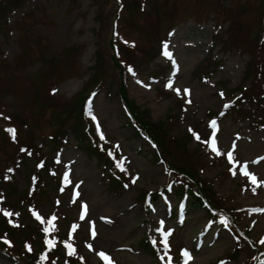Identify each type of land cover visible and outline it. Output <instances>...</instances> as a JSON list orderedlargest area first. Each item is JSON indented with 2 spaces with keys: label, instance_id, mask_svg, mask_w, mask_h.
<instances>
[{
  "label": "rangeland",
  "instance_id": "obj_1",
  "mask_svg": "<svg viewBox=\"0 0 264 264\" xmlns=\"http://www.w3.org/2000/svg\"><path fill=\"white\" fill-rule=\"evenodd\" d=\"M123 1L126 4L124 29L140 47L131 53L126 51L132 60L129 63L136 67L129 73L125 85L129 101L139 112H148L150 117H144L149 123L167 124L169 134L179 142L177 154L181 163L193 169L197 163V179L205 186H208L206 183L213 185L216 198H220L224 207L237 210L236 224L248 239L240 240V250L233 258L230 254L236 244L223 221L209 222L206 212L188 210L189 213L183 212L181 223H177L170 214L176 206L173 196L149 203L147 212L143 208L144 193L162 186L166 172L163 165L156 162L150 145L132 139V130L126 128V117L116 94L117 73L111 67L112 52L108 46L115 18V0H99V5L96 0H9L3 12L19 8L7 19L12 22L28 12L23 20L26 31L31 23V36L24 43L17 28L16 34L12 33L4 41L0 15V52L8 60L20 52L24 58L44 57L25 69L26 75L42 81L43 85L38 93L40 97L5 98V101L11 114L15 113L18 102L27 110L28 105L35 109L38 105L42 107L37 112L42 117L29 111L22 114L21 124L25 126L26 118L29 119L30 130L18 126L20 140L32 139L30 147L41 148L47 162L52 158L51 165L54 166L53 156L56 159L54 180L44 173L38 187L43 188L44 182L46 190L35 192L30 201L26 195L35 184L34 158H21L20 168L16 173L11 172L9 186L0 181V199L5 201L13 194V209L8 212L15 213L13 222L25 227L20 234L14 230V239L22 240L23 233L31 231L35 236L30 238L34 250L40 242L35 225L39 219L49 218L56 224L53 235H69L78 251V258L72 263L61 257L60 264H108L100 253L106 254L111 264H162L150 249L141 247L146 233L152 229L153 244L169 264H248L254 247L264 251V243H261L264 239V211H261L264 210V159H261L264 158V130L260 124H254L253 117L241 119L225 114L215 120V129L207 130L206 125L212 122L209 113L220 112L232 96L243 92V87L252 96L261 97V81L248 77L240 82V78L245 64H251L254 45L259 47L257 30L260 15L264 14V0H147L149 11L145 14L138 9V4L144 0ZM238 6L243 7L239 9ZM39 23L48 26L45 33L39 30ZM167 27L170 31L164 33ZM218 27V39L230 42L231 34L237 46L243 48L241 53L239 48L222 52L218 44L211 49ZM163 35L164 49L158 57L152 48ZM165 51L173 53L170 62H164ZM208 55L218 60L219 67L211 75L209 84L194 82L193 70ZM99 57L107 66L100 78L106 84L98 86L101 88L90 99L86 114L95 134L115 144L132 178L127 190L114 187L120 193L109 191L108 172L98 164L96 157L86 154L81 146L80 150L74 147L76 141L71 134L61 139H67L70 145L63 147L60 141L58 146L63 148L59 150L46 140L47 135L62 129L58 119L64 111L76 104L79 95L82 97L95 86L91 80L95 60ZM48 63H52V69L47 72L44 65ZM166 63L170 71L155 78L160 71L157 66ZM68 65H73L74 72L66 69ZM212 65L208 70L215 69ZM64 71L68 74L60 77ZM170 82L172 87H167ZM48 83H58L54 99L65 102L62 107L45 100L44 87ZM257 87L260 89L255 90ZM185 89L189 90L187 95ZM4 93L0 87V95ZM71 124L69 121L66 128ZM192 128L198 136L207 133L203 147L199 146L198 139L188 140L187 132ZM213 137L216 151L212 150ZM168 143L173 144L172 140ZM228 152H232L231 160ZM13 156V147H4L0 140V177L5 168L7 172L15 168L14 161H8ZM169 161L176 164L175 159ZM226 168H229L227 172ZM168 232L171 235L166 237L165 247L164 234ZM0 264L19 263L12 256L0 255Z\"/></svg>",
  "mask_w": 264,
  "mask_h": 264
},
{
  "label": "trees",
  "instance_id": "obj_2",
  "mask_svg": "<svg viewBox=\"0 0 264 264\" xmlns=\"http://www.w3.org/2000/svg\"><path fill=\"white\" fill-rule=\"evenodd\" d=\"M98 3V1L96 0ZM9 0H0V15H4L8 10L5 12L4 9L7 5H9ZM99 4V3H98ZM232 21V20H230ZM4 29H9L10 27L6 25L5 23L2 24ZM21 25L24 26L23 21H20V23H16V28L21 30ZM30 34L28 32H22L21 33V41H24V43L27 41L29 38ZM230 37V42H226L225 40L222 41V47L223 50L225 51H230L232 49L239 48L240 51H243V48L241 46H237L235 43L234 38H232V35H229ZM112 40V39H111ZM160 41V38L156 40V43L153 46V53L154 55L157 53V48H158V43ZM257 43V40H256ZM120 42L119 39H116V42H111L110 41V49L112 52L110 64L111 67L114 68V70L117 72L119 76L118 80V86H117V96L121 102V104L126 108L128 111L129 116L131 117L132 123L134 124V132L132 131V139L135 140H140V138L145 137L148 139L152 144L155 145V147L158 150V157L163 160V161H168L171 158L175 159V163L178 166H181L183 169L179 168L178 171L180 172H185L184 174L190 175L194 180L196 176L195 171L193 170V167H188L186 164L181 163V158L177 154V147L179 142L176 140L177 138L175 136H172L169 134L170 129L167 126V124L164 123H159L158 124H153L152 122L149 123L147 120L148 116L146 112H139L138 108L134 106V104H131L129 101L125 87H124V81H125V69H124V64L131 62V57L127 52H131L130 49H127ZM258 44V43H257ZM239 45V43H238ZM23 52H20L18 55H16V59L14 61L13 65H9L5 61H0V72L3 74L0 75V87L5 90V93L11 94L15 97V99H19L21 97H26L31 99L40 97V94H38L41 90L42 87V81H37L35 78H30V77H23L21 74V69L24 65L25 62H29L30 58H24L21 56ZM60 53V52H59ZM252 60L251 64L248 65L246 64L242 77L246 79L247 77H251L254 79H257L261 81L264 84V49H262L261 46L256 47L254 45V48L252 50ZM99 56V54H98ZM207 66L210 65V63ZM215 64L212 65L214 67ZM105 70H107L106 64L98 58L95 60V66L94 70L92 73V80L91 84H95V86L91 89H89L88 93L83 95H79L76 98V104L72 106L70 109H67L64 111V115L61 116L58 119V126L61 127L62 129L56 130L54 133L50 135V146L52 148L56 147L58 143L61 141V139L66 136L71 134L73 136V139L77 142V145L79 147L81 146V150L85 151L86 154H89L90 156L96 157L98 164L99 165H105L106 162L105 160L109 159V147L105 145H100L95 138H93L89 127L87 126L86 118L82 114V108H84L85 103L92 92V90L95 87H98L101 84H104L103 80L101 81L100 78L102 75H104ZM199 71V70H198ZM211 75V70L210 73ZM205 75L208 77V75ZM204 76V75H203ZM198 81H201V79L198 77ZM44 92H45V100L48 103H55L56 106L62 107L65 102L59 103L55 101L53 95H52V90H50L49 87L45 85L44 87ZM116 96V95H115ZM246 92H243L242 97L245 98ZM264 98V95H263ZM244 100V99H243ZM248 108H246L248 111L254 112V108H257L260 111H264V104L263 101L257 98L252 97V99H248ZM253 101V102H252ZM38 102V101H36ZM21 102L17 103L16 106V111L14 114L4 112L2 111L0 113V140L4 143V147H7L8 145H12L13 150L15 153H21L24 152L25 150L28 151L30 146L32 145L33 140L28 138L24 142L20 140V130L18 128L21 127L23 129H28L30 130V122L29 119L26 118V125L22 126L21 122V116L22 114L26 115L27 112H32L35 114H38L37 112L41 110V106H36L37 109L31 108L28 105V110L24 109L22 106ZM235 103L230 105V108L234 107ZM237 110H241V107L236 106L235 108L232 109V111L236 112ZM0 111H1V106H0ZM39 116L42 117L41 114H38ZM144 115H146L145 118ZM7 118V119H6ZM69 121H72L73 124H71L69 127L66 128V125ZM126 120L125 124H127L126 128H129V122ZM88 127V128H87ZM6 129H15L16 130V135L15 139L12 138L9 132L6 131ZM165 130V131H164ZM188 140L192 139V134H188ZM164 137H166L164 141ZM172 140L173 144L169 145V141ZM92 145V147L90 146ZM38 154V152H35ZM176 155L175 158L173 156ZM185 156H189V154H185ZM184 157V156H183ZM111 159V158H110ZM156 159V156H155ZM189 169H192L191 172ZM186 170V171H185ZM119 183L116 181H112L109 185L110 189H115L114 187L117 186ZM188 186L192 188L189 183ZM200 189H203V192L201 191V195L207 198L204 194H211L209 191H211L209 188H207L204 184H201L199 181H197L196 187H199ZM209 189V191L207 190ZM192 190H194L192 188ZM180 191V190H179ZM183 193V190H181L178 195L181 196ZM189 200H190V207L192 210H200L202 205L201 201L199 198L195 197L191 193L189 194ZM208 204H209V209L208 213L213 216L212 211H221L217 207H221L218 202H213L209 197H208ZM225 211V210H223ZM231 223V220H230ZM4 232H8L10 236V241L5 240L3 235ZM15 232L11 230L4 221H0V249H5L6 251H10L14 253L16 251V254L22 259V261L25 264H32V263H39L42 261L43 255L41 254V249L42 245H39L35 248L34 253L30 255L28 252H26L23 248V245L19 243L17 246L16 243H18L15 239ZM28 236L31 237L30 234ZM144 248H146V245L143 244Z\"/></svg>",
  "mask_w": 264,
  "mask_h": 264
},
{
  "label": "snow or ice",
  "instance_id": "obj_3",
  "mask_svg": "<svg viewBox=\"0 0 264 264\" xmlns=\"http://www.w3.org/2000/svg\"><path fill=\"white\" fill-rule=\"evenodd\" d=\"M166 48H167V45H165V49H166ZM164 54H165V55H169V53H167V51H165ZM167 87H172L171 82L167 85ZM176 91H177V94L179 95V94H180V90L177 89ZM188 91H189V90L185 89V90H184V94L187 95V94H188ZM221 96H223V93H221ZM227 107H229V105L226 104V105H225V108H227ZM221 114L223 115V113H221ZM6 119H7V118H6ZM211 126L215 129L216 122H215V121H212V122H211ZM6 131L10 133V135L12 136L13 139H15V135H16V130H15V129H6ZM102 138H103V137H102ZM196 138L199 139L198 136H197ZM212 150H213V151H216V147H215V139H214V137H213V141H212ZM227 155H228L229 159L231 160V159H232V152H228ZM261 159H264V158H261ZM120 167H121V170H123L122 162H121V164H120ZM10 171H11V170H10ZM245 174H247V173L245 172ZM133 182H135V180H134ZM253 182H255V181L253 180ZM261 211H264V210H261ZM3 214H4L5 216L13 215V213L8 212L7 210H3ZM16 215H18V214H16ZM37 219H39L38 216H37ZM53 219H54V217H53ZM81 219H83V215L81 216ZM48 222L51 223L52 221L49 220ZM45 231H47V230H45ZM92 235H93V237L95 236V231H94V230H93V232H92ZM168 235H171V233L168 232V233H165V234H164V236H165V241H164V243H165V247H167L166 237H167ZM49 243H51V242H49ZM261 243H264V239L261 240ZM73 253H74V249H73L72 252H70L69 254L71 255V254H73ZM99 255H100L105 261H107L108 264H111V260H110V258H109L106 254H104V253H100Z\"/></svg>",
  "mask_w": 264,
  "mask_h": 264
},
{
  "label": "bare ground",
  "instance_id": "obj_4",
  "mask_svg": "<svg viewBox=\"0 0 264 264\" xmlns=\"http://www.w3.org/2000/svg\"><path fill=\"white\" fill-rule=\"evenodd\" d=\"M249 3H250V2H249ZM246 4H248V3H246ZM245 6H246V5H245ZM241 7H243V6H241ZM241 7L238 6L239 9H240ZM238 8H237V9H238ZM251 8H252V6H251ZM235 9H236V8H235ZM239 9H238V10H239ZM243 9H244V8H243ZM249 9H250V8H249ZM241 12H242V11H241ZM248 12H249V11H248ZM250 13H252V12H250ZM239 14H240V13H239ZM243 14H244V12H243ZM246 14H247V13H246Z\"/></svg>",
  "mask_w": 264,
  "mask_h": 264
}]
</instances>
